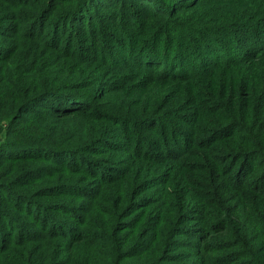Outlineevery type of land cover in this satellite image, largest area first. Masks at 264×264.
<instances>
[{
  "label": "trees",
  "instance_id": "1",
  "mask_svg": "<svg viewBox=\"0 0 264 264\" xmlns=\"http://www.w3.org/2000/svg\"><path fill=\"white\" fill-rule=\"evenodd\" d=\"M1 135L0 264H264V0H0Z\"/></svg>",
  "mask_w": 264,
  "mask_h": 264
},
{
  "label": "rangeland",
  "instance_id": "2",
  "mask_svg": "<svg viewBox=\"0 0 264 264\" xmlns=\"http://www.w3.org/2000/svg\"><path fill=\"white\" fill-rule=\"evenodd\" d=\"M100 15L101 16H103V14L102 13H100ZM69 27H70V25H69ZM68 26H67V28L66 29H71V27H73V26H71L70 28H69ZM114 55V54H113ZM113 55H110L109 57H108V59L111 61V62H113V61H118V58H120V57H114L113 58ZM134 55H136V56H134ZM131 54L130 55V60H133V59H135V61L136 62H138L139 63V57H138V54L137 53H135V54ZM122 56H124L123 54H122ZM166 65L164 64V67H165ZM166 68V67H165ZM5 143H6V141H5V139H4V136L3 135H1L0 136V151L2 152V153H4V154H11V153H13L12 151H13V149L12 148H8V149H6L5 147H4V145H5ZM33 151H35V152H40V153H45L46 154V152H44V151H38V150H33ZM0 152V153H1ZM34 152V153H35ZM50 152V151H49ZM49 152H47V154H49L50 155V153ZM66 156H61V159L59 158V160H62V159H64ZM67 157H70V158H68L69 159V162L71 161V158H73V156H68L67 155ZM62 162H63V160H62ZM6 170H7V167H6V169L4 168V169H1L0 171H4V174L6 173Z\"/></svg>",
  "mask_w": 264,
  "mask_h": 264
}]
</instances>
